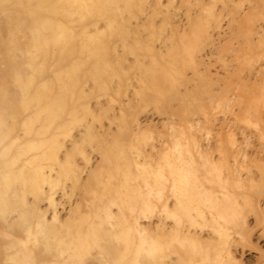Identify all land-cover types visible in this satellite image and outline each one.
I'll use <instances>...</instances> for the list:
<instances>
[{"label":"rangeland","instance_id":"1","mask_svg":"<svg viewBox=\"0 0 264 264\" xmlns=\"http://www.w3.org/2000/svg\"><path fill=\"white\" fill-rule=\"evenodd\" d=\"M0 264H264V0H0Z\"/></svg>","mask_w":264,"mask_h":264}]
</instances>
